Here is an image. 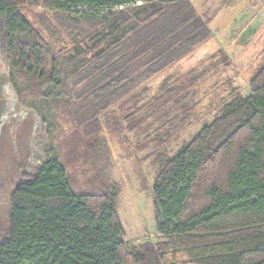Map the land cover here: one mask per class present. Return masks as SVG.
<instances>
[{
  "label": "trees",
  "instance_id": "1",
  "mask_svg": "<svg viewBox=\"0 0 264 264\" xmlns=\"http://www.w3.org/2000/svg\"><path fill=\"white\" fill-rule=\"evenodd\" d=\"M13 1L0 0V18L19 101L29 105L53 85L50 112L57 119L68 105L71 117L84 116L75 147L88 155L104 116L211 37L208 21L189 0H30L75 32L64 54L14 10ZM193 76L147 102L143 122L171 125L199 107L203 98L193 97L204 82ZM214 111L211 124L159 166L151 192L163 242L129 253L117 190L99 173V190L75 191L53 152L9 197V238L0 244V264H125L128 257L133 264H181L180 254L184 264H264V66L248 96L232 90Z\"/></svg>",
  "mask_w": 264,
  "mask_h": 264
},
{
  "label": "rangeland",
  "instance_id": "2",
  "mask_svg": "<svg viewBox=\"0 0 264 264\" xmlns=\"http://www.w3.org/2000/svg\"><path fill=\"white\" fill-rule=\"evenodd\" d=\"M189 1L198 15L208 21L210 40L143 83L110 115L104 116L103 131L89 155L78 143L79 147H75L77 137L82 138L78 131L84 116L77 120L71 117L68 105L62 107L57 119L50 112L51 95L57 92L53 85L29 105L20 103L9 80L7 33L4 18H0V244L9 238V197L19 184L31 181L53 152L67 166L75 191H93V185L99 190L94 183V176L99 173L117 190V215L129 253L146 243L164 241L156 232L151 192L159 166L211 124L217 114L213 112L216 105L228 98L232 90L248 96L251 80L264 66V0ZM13 8L56 52H68V36L75 32L65 24L60 26L53 14L30 0H14ZM192 73L193 77H200V83L204 82L193 97L194 101L203 98L201 105L171 125L162 126L154 119L143 122L150 106L147 102ZM189 79L186 87L191 86ZM138 107L143 109L134 115ZM159 131L168 137H157ZM177 258L181 264L187 260L183 254ZM167 260L174 262L173 257ZM125 264H133L130 257Z\"/></svg>",
  "mask_w": 264,
  "mask_h": 264
}]
</instances>
